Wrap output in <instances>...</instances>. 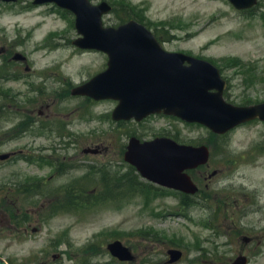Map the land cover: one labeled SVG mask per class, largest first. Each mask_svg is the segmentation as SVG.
<instances>
[{
  "label": "rangeland",
  "instance_id": "rangeland-1",
  "mask_svg": "<svg viewBox=\"0 0 264 264\" xmlns=\"http://www.w3.org/2000/svg\"><path fill=\"white\" fill-rule=\"evenodd\" d=\"M30 1L20 0L15 6L0 5V51L5 45L15 47V51L27 54L31 65V72L22 71L27 83L10 82L9 88L15 94L19 89L18 93H27V96L40 90L55 117L76 121L78 133L89 138L97 139L101 133V168L117 165L122 159L121 144L128 131L134 129L133 125L111 119L115 106L112 100L93 105L70 96L74 84L105 68L106 55L75 48L71 42L78 35L70 25L71 17L57 11L47 14L46 6L30 7ZM106 1L120 11L104 16L106 22L113 24L115 18L124 17V10L152 29L157 27V36L165 49L216 64L227 80L225 97L231 102L249 104L264 100V0L248 14L236 10L228 0H128L138 2L139 10H131L117 0ZM40 20L46 22L32 29V24ZM47 30L55 31L52 37L47 36ZM44 67L50 69L51 78L41 86L43 77L35 73H43ZM81 109L87 113L78 119ZM96 113L101 114V120L94 117ZM54 125L58 126L59 121L55 120ZM136 131L145 138L175 134L183 142L201 141L210 147L209 165L201 173L206 172L205 176L214 170L217 173L206 186L204 180L198 182L206 194L200 203L207 209L194 204L188 210H177L172 207L176 200L162 193L156 196L143 192L131 199L106 197L85 209L57 213L38 232L28 231V239L20 244L0 243V255L9 264H114L104 246L107 241L118 238L135 255L131 263L125 264H164L165 251L172 244L184 252L177 264L196 261L212 264L210 258L219 256L225 264L233 257L234 250L250 247L240 240L236 245L215 248L223 238L214 237L212 230L205 227L206 223L224 222L232 226L229 218L233 217L236 223L244 224L246 232L255 228L257 236L264 233V122L256 120L238 126L225 140L203 126L166 116L153 117L137 126ZM90 159L99 160L95 156ZM17 163V169L26 167L22 161ZM8 170L9 167L0 172V179ZM202 176L197 174L199 180ZM258 194L262 195V204L258 202ZM233 197L238 202L235 206L231 205ZM245 204L244 212H240V206ZM36 225L33 220L32 226ZM99 232L102 233L98 242L101 254L97 253L98 248L83 251L80 247ZM247 254L251 264H264V243L256 244Z\"/></svg>",
  "mask_w": 264,
  "mask_h": 264
},
{
  "label": "water",
  "instance_id": "water-1",
  "mask_svg": "<svg viewBox=\"0 0 264 264\" xmlns=\"http://www.w3.org/2000/svg\"><path fill=\"white\" fill-rule=\"evenodd\" d=\"M54 1L77 14V28L83 38L76 40V44L108 53L107 70L80 90L95 97L119 99L113 112L115 118L134 116L139 119L163 110L187 121L201 122L219 133L249 119L264 120V102L235 107L223 101L220 95L223 82L217 69L209 63L172 53H165L163 59L156 58L159 48L152 34L142 25L130 21L116 29L100 28V15L108 10L104 3L92 7L80 0ZM231 1L236 7L243 8L256 0ZM184 58L190 62L189 66L183 65ZM210 88L218 91L210 93ZM126 158L143 176L193 192L194 185L182 171L205 162L207 150L203 146H179L168 139L143 144L135 141L129 145ZM108 248L120 259L131 258L119 242ZM170 253L171 260L180 256L176 250ZM0 264L6 263L0 258Z\"/></svg>",
  "mask_w": 264,
  "mask_h": 264
},
{
  "label": "flooded vegetation",
  "instance_id": "flooded-vegetation-1",
  "mask_svg": "<svg viewBox=\"0 0 264 264\" xmlns=\"http://www.w3.org/2000/svg\"><path fill=\"white\" fill-rule=\"evenodd\" d=\"M13 65L14 64H12V62H10V60L8 59V56L4 55L0 57V147L5 143L3 132L9 129L3 125L5 114L2 110L9 107V103L6 102L7 94L4 91V84L9 79L11 70L13 69ZM31 114L34 115L33 113ZM24 119L25 123L28 125H24L22 127V135L19 137L21 141L16 143L28 145L26 147H18L20 149L30 148V145H32V142L30 140H34V142H36V140L41 139V136L36 135L43 134L47 135L46 139L52 140L50 146L48 147H60V150L66 149V151L71 147H76L77 149L85 148L83 146L85 144V141L77 143V141L72 138V133H61L62 136H59L58 138L52 136L53 138L51 139V136H49L51 132L55 134H57L58 132H55V130L53 131L51 128H49V125L53 122V117L49 114H44L43 111H40L39 115L36 117H33L24 112L21 114L20 124L23 123ZM19 127L20 125L17 128ZM26 135L29 136L26 137ZM40 147L41 146H39V148ZM8 154V158L0 159V170L2 169L4 163L11 162L14 159L12 158L15 154L14 151H9ZM63 154L64 155L61 158H52L51 162L44 163L38 168V170H28V178L26 177V171H23L22 173L19 172L17 175L11 174V178L14 179L15 177H17L21 181H19V183L16 185L17 189H12V191L10 192H17L21 195H25V191H28L30 195L40 196L43 192V189L45 190L49 188V185L46 182H53L52 186H54L55 190L60 192L61 194L63 191H65L68 196H73L75 192L76 194H78L80 190L83 189V186L74 185L73 179L83 175V164H85V159L84 157L78 158L76 161L77 167L74 168L75 156L70 157L68 155V152H65ZM40 169H42L43 171H41ZM26 181H28V185H26ZM82 182L84 183V180ZM1 188L3 189L4 186H2ZM0 197L4 198L6 201H9V194L0 193ZM16 214H18L17 217ZM16 214H14V219L17 218V221H14L12 220L9 211L6 210L4 206H0V242L11 244L19 243L24 239L25 232L27 230V225H25L24 220L25 216L23 213H20L19 209L17 210ZM252 236H256V234L252 233L250 238Z\"/></svg>",
  "mask_w": 264,
  "mask_h": 264
}]
</instances>
